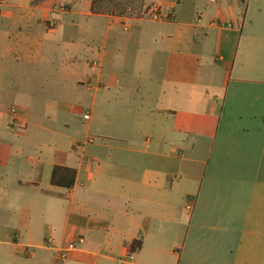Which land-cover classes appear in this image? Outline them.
I'll return each mask as SVG.
<instances>
[{"label":"crops","instance_id":"obj_1","mask_svg":"<svg viewBox=\"0 0 264 264\" xmlns=\"http://www.w3.org/2000/svg\"><path fill=\"white\" fill-rule=\"evenodd\" d=\"M91 2L0 8V264H264V0Z\"/></svg>","mask_w":264,"mask_h":264},{"label":"trees","instance_id":"obj_2","mask_svg":"<svg viewBox=\"0 0 264 264\" xmlns=\"http://www.w3.org/2000/svg\"><path fill=\"white\" fill-rule=\"evenodd\" d=\"M149 7L145 6L144 0H92L91 11L92 13H103L117 16H132L142 17ZM63 168L55 167L52 174V182L56 185H65L70 187L73 185V179L70 183L65 184L60 181L59 172ZM65 170V169H64ZM69 171V170H65ZM141 240H135L132 244V249L135 251L141 247Z\"/></svg>","mask_w":264,"mask_h":264},{"label":"rangeland","instance_id":"obj_3","mask_svg":"<svg viewBox=\"0 0 264 264\" xmlns=\"http://www.w3.org/2000/svg\"><path fill=\"white\" fill-rule=\"evenodd\" d=\"M145 15V14H144ZM142 15V16H144ZM211 66H208L207 64L204 65L203 68V78H202V84H207L209 82V78L207 76V74H205ZM216 68L218 71H224V69L226 68V66L223 65V63L218 62L216 64ZM84 107V111H87L88 108L86 106ZM32 117H31V122H43L45 125H48L50 127H54L57 129H61L62 128V121L59 120L60 117H64L68 120H71L72 122L81 125L82 121L81 118L79 117V115H76L75 113H68V114H61L59 112H57L56 110H47V111H34L32 112ZM58 118V120L55 119ZM10 130L12 131V133L14 135H18L20 132H24L26 135L29 136H43V135H48L49 133H47L46 131L38 128L37 126H33V125H28L27 127H10ZM36 154V153H35Z\"/></svg>","mask_w":264,"mask_h":264},{"label":"built area","instance_id":"obj_4","mask_svg":"<svg viewBox=\"0 0 264 264\" xmlns=\"http://www.w3.org/2000/svg\"><path fill=\"white\" fill-rule=\"evenodd\" d=\"M7 3V0H0V8L2 6H4L5 4ZM1 10V9H0ZM146 17L148 18H151V19H155V20H158V19H161L162 18V15L160 14V12L158 11V8L156 6H152V7H149V9L146 11L145 15ZM210 24L211 25H215V26H218V27H221V28H232L233 27V24L232 22H227V21H216V20H212L210 21ZM10 111L13 113V114H16L17 113V108L15 106H13ZM83 117L84 119H88L89 118V114L88 113H84L83 114ZM14 238L17 240V242L19 244H21V246H23V249H24V252L26 255L30 256L33 254V248H30L29 246H24L21 242H20V236H19V233H15L14 234ZM83 241L82 237L78 238L77 240L75 241H72L70 243H68L67 245L63 246L60 250H59V259H66L68 258V256L73 252L75 251L79 244ZM53 242V238L52 236H48L46 237V240H45V244L46 245H50L51 243ZM133 259V254L132 253H129L125 260L127 261H130Z\"/></svg>","mask_w":264,"mask_h":264}]
</instances>
